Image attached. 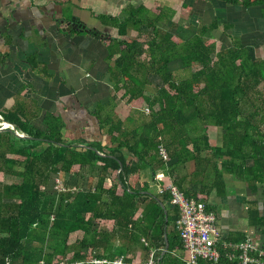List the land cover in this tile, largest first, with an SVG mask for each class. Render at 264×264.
Listing matches in <instances>:
<instances>
[{
  "label": "trees",
  "instance_id": "1",
  "mask_svg": "<svg viewBox=\"0 0 264 264\" xmlns=\"http://www.w3.org/2000/svg\"><path fill=\"white\" fill-rule=\"evenodd\" d=\"M217 1L264 7V0ZM125 14L124 19L100 17L119 36L105 38L113 62V98L147 118L129 129L128 117L97 116L110 143L78 147L63 140L58 118L50 117L41 131L19 119L15 110L1 115L26 137L0 133V173L14 175L10 183H0V264H91L92 258L121 256L136 263L146 262L151 251L155 264H187L175 230L177 209L168 195L150 191L144 173L154 176L161 170L167 176L171 168L189 161L197 170L209 165L214 185L223 183L226 170L252 191H262L261 209L250 208L248 216L263 235L259 248L264 250V60L241 47L217 50L206 37L218 28L215 21L185 39L171 28H157L156 20L144 16V7H129ZM174 62L190 71L189 78H175ZM148 87L154 92L147 94ZM198 124L199 133L193 136ZM217 128L222 130L220 147L211 143ZM160 143L168 152L166 162L157 153ZM6 154L23 159L8 160ZM56 178L69 190L56 192ZM183 192L212 211L198 195ZM165 234L168 247L161 256ZM246 238L224 241L237 244ZM218 249L216 264H240V251L221 244ZM138 251L145 260L139 261Z\"/></svg>",
  "mask_w": 264,
  "mask_h": 264
},
{
  "label": "crops",
  "instance_id": "2",
  "mask_svg": "<svg viewBox=\"0 0 264 264\" xmlns=\"http://www.w3.org/2000/svg\"><path fill=\"white\" fill-rule=\"evenodd\" d=\"M129 7H144V16L156 20L157 28L164 30L165 23L185 39L215 21L218 28L206 37L215 41L217 50L241 47L251 57L264 60L262 6L245 8L217 0H0V114L15 110L19 119L41 131L47 129L50 117L58 118L63 140L78 147L110 143L97 116L113 120L128 117L125 127L129 129L139 124L140 112L113 98L109 74L113 62L105 38L119 36L116 27L100 20L124 19ZM71 21L89 30L62 31ZM189 29L192 32L184 36ZM199 129L200 124L192 135ZM211 137L213 145H222L220 128ZM6 158L23 159L15 154H6ZM169 171L164 181L179 184L211 207L221 239L236 240L244 235L261 246L263 235L248 216L250 208L261 209V190L252 191L243 179L226 170L222 171L223 183L214 185V170L209 165L197 170L193 161ZM13 176L0 173V183H10ZM152 176L144 173L150 191L156 194Z\"/></svg>",
  "mask_w": 264,
  "mask_h": 264
},
{
  "label": "built area",
  "instance_id": "3",
  "mask_svg": "<svg viewBox=\"0 0 264 264\" xmlns=\"http://www.w3.org/2000/svg\"><path fill=\"white\" fill-rule=\"evenodd\" d=\"M147 113L148 110L145 109ZM12 129V126L3 120L0 114V130ZM160 159L168 161V152L163 144L157 147ZM162 171L154 174L153 184L156 186V195H168L170 203L176 207L178 219L175 223V230L178 232L183 251L184 261L187 264H197L199 261H209L216 264L220 257L218 244L223 247L240 251V264H264V250L257 247L250 238L244 241L231 244L221 239L217 228V217L213 211H207L204 203L187 198L184 193L171 181H164ZM54 190L58 193L66 192L69 189L62 185L59 178L54 180ZM51 221L53 217L50 218ZM144 241V240H142ZM231 259L232 256H229ZM91 264H155L154 251H151L146 262H128L121 256L113 260L92 258ZM60 264H68L60 262Z\"/></svg>",
  "mask_w": 264,
  "mask_h": 264
},
{
  "label": "rangeland",
  "instance_id": "4",
  "mask_svg": "<svg viewBox=\"0 0 264 264\" xmlns=\"http://www.w3.org/2000/svg\"><path fill=\"white\" fill-rule=\"evenodd\" d=\"M183 26H185V24H184ZM161 28H163L164 30H167V29H169L170 27L167 26V25H165V23H164V26H162ZM144 31H147V30L144 29ZM184 31H185V30H184ZM190 31L192 32V29L186 30V31L184 32V36H188L187 33L190 32ZM185 33H186V34H185ZM171 68H172V71H173V73H174V76H175V78H176L177 80L184 79V78H189V76H190V71L187 70V69H183L182 66H181V64H180V62H179L178 65H174V66L171 65ZM153 92H154V89H153L152 87H148L147 90H146V93H147V94H151V93H153ZM139 115H140V116H138V117H139V118H138L139 120H140V119L142 120V119L147 118V115H146V114L139 113ZM126 124H127V122H126ZM193 136H195V134H193ZM107 226H108V225H107ZM170 229H171V227H170ZM74 240H75V237H74V236H70V238H69V243H73ZM136 253H137V257H138L139 261H143V260H145V253H144L143 251H138V252H136ZM61 262H63V261H61Z\"/></svg>",
  "mask_w": 264,
  "mask_h": 264
},
{
  "label": "water",
  "instance_id": "5",
  "mask_svg": "<svg viewBox=\"0 0 264 264\" xmlns=\"http://www.w3.org/2000/svg\"><path fill=\"white\" fill-rule=\"evenodd\" d=\"M75 30V31H85L87 32L89 29L84 26L83 24H80V23H75L73 21H71L67 27H65L64 29H62V31H70V30ZM11 125V124H10ZM12 126V129H1L0 132H3L5 130L7 131H10V132H13V134L19 138H25L26 136L22 133H20L19 131L16 130L15 126L14 125H11ZM161 206L164 208V205L161 204ZM164 240H165V249L162 251L161 253V256L164 255V253L166 252L167 250V247H168V241H167V237H166V234L164 235ZM159 261V260H158Z\"/></svg>",
  "mask_w": 264,
  "mask_h": 264
},
{
  "label": "bare ground",
  "instance_id": "6",
  "mask_svg": "<svg viewBox=\"0 0 264 264\" xmlns=\"http://www.w3.org/2000/svg\"><path fill=\"white\" fill-rule=\"evenodd\" d=\"M39 264V263H38Z\"/></svg>",
  "mask_w": 264,
  "mask_h": 264
}]
</instances>
